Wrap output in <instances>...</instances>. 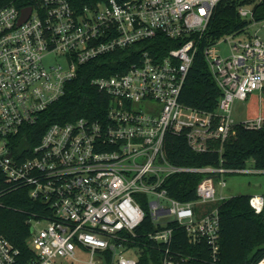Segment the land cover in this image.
I'll list each match as a JSON object with an SVG mask.
<instances>
[{
	"label": "built area",
	"instance_id": "1",
	"mask_svg": "<svg viewBox=\"0 0 264 264\" xmlns=\"http://www.w3.org/2000/svg\"><path fill=\"white\" fill-rule=\"evenodd\" d=\"M221 1L0 0V168L12 185L25 186L49 208L32 220L28 245L35 258L22 259L21 249L0 235V264L82 261L79 249L89 250L90 264H139L131 252L143 254V237L163 245L162 264H183L188 256L173 248L172 221L194 244L205 241L213 262L219 261L225 197L218 196L217 184L226 187V173L264 169L175 165L167 142L184 137L200 154L218 142L221 151L237 125L264 126L261 113L239 122L233 116L236 100L264 91V19L255 17L253 4L237 8L247 24L225 35L232 40L228 55L217 48L220 38L204 48L221 90L216 108L180 101ZM241 33L246 38L235 40ZM159 36L177 44L163 56L146 49ZM132 46L144 50L127 70L91 80L110 99L103 120L55 122L33 143L35 127L81 65ZM181 172L205 174L194 201L175 199L165 187ZM249 202L264 212V194ZM145 205L158 229L142 235ZM255 264H264V255Z\"/></svg>",
	"mask_w": 264,
	"mask_h": 264
},
{
	"label": "trees",
	"instance_id": "2",
	"mask_svg": "<svg viewBox=\"0 0 264 264\" xmlns=\"http://www.w3.org/2000/svg\"><path fill=\"white\" fill-rule=\"evenodd\" d=\"M222 0L210 23L206 36L201 41L197 55L185 80L180 101L199 109L214 110L221 96L204 55V48L210 41L242 29L247 20L237 11L241 4H253L255 17L264 19V0ZM146 49L152 53L165 55L177 44L171 39L159 36L146 42ZM144 48L130 47L110 55L99 57L81 65L78 76L67 83L62 98L43 115L36 128V143L45 129L52 123H66L80 117L103 120L107 115L110 99L91 84L95 77L125 71L139 57ZM264 96V91H263ZM247 117L264 115V98L259 101L256 93L248 99ZM261 105V109L259 108ZM220 144H212L210 151L195 153L189 149L184 137H169L167 142L170 161L179 166L225 167L243 169L251 162L256 168L264 169V126L260 130H248L237 125L233 136L229 137L219 151ZM205 176L199 172H181L170 176L165 187L171 197L180 201L197 199V185ZM251 195L241 194L225 198L220 204L221 229L219 261L213 262L209 245L205 241L194 244L185 228L172 221L174 228L173 248L184 252L188 260L183 264H255L264 255V212L256 213L250 205ZM147 209L144 223L138 232L148 233L158 228L153 223ZM49 210L39 199L33 198L23 185H12L0 168V235L6 236L22 251V259L35 258V251L29 247L28 238L32 231V220ZM148 241V246L139 257V264H162L163 245Z\"/></svg>",
	"mask_w": 264,
	"mask_h": 264
},
{
	"label": "rangeland",
	"instance_id": "3",
	"mask_svg": "<svg viewBox=\"0 0 264 264\" xmlns=\"http://www.w3.org/2000/svg\"><path fill=\"white\" fill-rule=\"evenodd\" d=\"M227 36H223L219 40V44H217V48L219 49V52L222 55H228L230 53V42L232 41L231 38L229 40H226ZM246 38V35L241 33L238 34L235 37V40H243ZM234 39V38H232ZM256 95L259 98V101H261L264 96H261L260 93L256 92ZM248 103L249 101H243V100H236L234 103V110H233V116L236 119L237 122L243 121L247 118V112H248ZM261 105L259 104V108ZM234 134V133H233ZM232 134V136H233ZM231 137V136H230ZM253 164L249 162L247 168H251ZM226 179V187L221 189V187L217 184V192L218 196L222 194L225 198H229L235 195H241V194H248V195H254V194H264V172L259 171H239V172H232V173H226L225 174ZM45 223L38 224V227H42ZM134 253V256L140 257V251L137 252H131ZM77 257L81 259L82 261H65L66 264H90L88 263V260L90 258V252L89 250H78Z\"/></svg>",
	"mask_w": 264,
	"mask_h": 264
}]
</instances>
